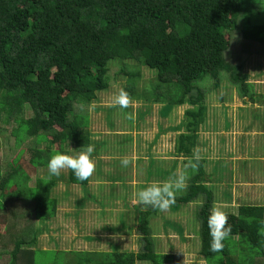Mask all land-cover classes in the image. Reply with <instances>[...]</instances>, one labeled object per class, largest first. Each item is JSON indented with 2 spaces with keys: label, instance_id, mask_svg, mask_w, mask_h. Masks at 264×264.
<instances>
[{
  "label": "trees",
  "instance_id": "trees-1",
  "mask_svg": "<svg viewBox=\"0 0 264 264\" xmlns=\"http://www.w3.org/2000/svg\"><path fill=\"white\" fill-rule=\"evenodd\" d=\"M251 44L264 47V0H0V130L7 133L0 161V264H50L39 261L34 248L41 224L56 215V179L37 178L32 187L29 182L52 155H72L63 147L67 141L78 154L93 144L87 109L108 89L111 61L119 62L115 78L126 81L122 91L129 99L168 109L189 104L176 139L188 162L208 93L226 82L242 101L261 97L242 72L241 56ZM143 68L154 77L142 79ZM203 163L192 169L172 206L200 200V257L206 264H264V206L240 205L237 214L226 213L231 233L225 248L209 250L214 197ZM66 179L81 186L89 180H77L70 169ZM19 205L29 209L13 222ZM146 209L135 224L137 252L88 251L75 264L183 263L180 255L157 250L149 223L158 210ZM45 249L38 251L49 255Z\"/></svg>",
  "mask_w": 264,
  "mask_h": 264
},
{
  "label": "rangeland",
  "instance_id": "rangeland-1",
  "mask_svg": "<svg viewBox=\"0 0 264 264\" xmlns=\"http://www.w3.org/2000/svg\"><path fill=\"white\" fill-rule=\"evenodd\" d=\"M247 49L250 51L248 53H243L241 56V62L243 63L242 72L248 75V81L253 84V88L255 89L256 93L258 95L264 96V47H261L260 44H251ZM118 63V61H111L109 63L110 66L107 73V76L109 77V87L107 90L97 93V99L92 100L88 105L87 114L91 112V121L92 123H95L94 125H92V129L89 128L94 132V137H96L92 139L94 142V152L96 151L95 149H97L95 154L101 152V144L98 147L96 146L99 140L97 136H99L98 133H100L101 131L100 125L103 124V122L104 124L106 122L105 116H108L107 113L109 108H111L110 114L114 117L112 118V116H110L112 120H107V124L111 125L110 128H113L116 122L118 123V126L117 129H113L114 131L122 130L123 125L126 123L130 124V120L127 118L129 116V112L117 110L119 108L118 106H111L113 104L114 98L122 91L126 83L125 80H121L120 78H118L117 80L115 78V75L118 73L120 67ZM142 71L144 75L142 79L154 77V72L146 68H143ZM222 83L220 84L218 89L206 95L205 104L207 106V112L205 122L199 130L198 141L196 147L193 148L191 155L193 156V153L199 150L202 155L203 161L207 163V165L203 163V166L205 168L204 170L206 177L208 176L207 181L210 180V184L208 185L211 188L209 189L213 192L215 201L212 210L220 209L225 213L237 214L238 207L240 205L253 203L264 206V157L261 158V156L264 155V101L262 100L261 103L249 104L246 106V108L238 107V105L236 104H244V102H242V100L237 96L235 90H233L232 87H229L228 85ZM223 86L225 88H223ZM132 96H135V94H133ZM263 96L262 99H264ZM135 100L138 102V104L134 102L137 111L140 112L141 109L142 111L145 109H150L151 106L146 107L147 103H149L148 101H144L142 99ZM129 101L130 103H133L131 99H129ZM156 106L157 105H154V108ZM173 107L176 114L172 116V118L170 117L169 122L171 124V127H178V122L181 121V126H183L184 111L190 107L189 104L184 103L182 105H179L178 107ZM132 108L133 107H127V109L129 110ZM159 108L160 107L158 106L155 110H158ZM238 110L241 111L239 112ZM244 110H246L247 113H244ZM144 113L145 112H141L139 116L144 115ZM155 114L156 112H153L151 115ZM164 115H166V112H164ZM225 116H227V118ZM257 118H260L258 122ZM89 119L90 113L88 114V120ZM156 121H160L159 116L150 118L149 123H147L146 125L149 124V126H152L153 128V124H155ZM161 123L165 125L163 119H161ZM149 126L144 127L142 125V127L144 128L143 130L147 131L148 129H151L149 128ZM250 129L255 130L256 132L259 130L260 135L253 133L247 135L246 131ZM6 137L7 133L0 130V161L4 160L5 148L3 147V143L5 142V139H7ZM252 144H254V154H256L257 158H254L252 163H247V166L248 164L249 167L251 166V168L247 170L243 165L245 162L242 161L239 156L244 152L246 153L248 150V145L250 146ZM45 146V143H40L38 145L39 148H44ZM65 147L69 148V145H65ZM106 149L108 148L106 147ZM120 152L124 153L123 150H120ZM71 154L78 155V153L76 152V147L74 151H71ZM95 154H92V159L95 162V170L91 175V179H96L97 168L99 167V169H101V160L99 161V158L97 159V156H95ZM120 161L121 158L110 159V167L112 168V170L110 171L117 173V170L120 169L118 175L122 182L119 184V187L121 189L119 190V192L115 191L114 188L116 187V185L113 184L105 186H101V184H98L96 182V184H90V189L93 192L98 188H104L105 196L103 201L101 202V207L103 210H105L103 213L108 215L111 214V212H108V210L113 209V205L117 201H121V205L125 209L129 210L128 214H126L125 212H118L117 215L114 216H105L112 218L111 224H113L112 226L115 227H118L119 224L120 226H123V224L128 219V217L126 219V216H129V214H137L136 219H138V214L142 209V206L140 204L136 206L135 209L131 208L133 207L132 204H138L135 197L133 198L132 185L131 183L127 182L128 180H130V171L132 169L131 163L133 161H130L127 167L122 166ZM172 162L173 161H169V163ZM151 167L153 168V166ZM147 168L148 167L146 166L145 170L143 171L144 187L153 183L159 184V182H163L169 179V177L167 178V174L170 177H174L173 172H176L175 168L173 169V172L167 173L165 175L164 180H162L161 178L158 181H153L151 180L152 168H148L149 170ZM187 169H189L188 162L183 161L179 176L184 174L183 171ZM47 173L48 171L43 168L42 174L40 175H47ZM190 173L186 172V179ZM177 175L178 174L175 173V176ZM111 179H114V177ZM246 180H251L254 183L258 184L260 188L259 192L261 194L244 196L243 190L245 189H243V182L241 181ZM208 185L207 187H209ZM77 189H79V187L73 186V188H67V191L69 192L65 196L66 204L65 201H63L62 203H60V206L63 205L64 207H67L68 210L69 208H74V204L79 200V198H81V194H78V196L76 195ZM134 189V192H136L137 194V192L142 188L137 187ZM59 191L55 190V193L58 194ZM181 193L182 191L178 192L177 195H180ZM90 194L93 195L91 192L89 193V195ZM91 195L90 197H92ZM199 203L200 200H196L195 202L188 204L180 203L175 208L171 207L173 206L172 204L168 209L164 211L158 210L155 214L156 218H154L155 215H153L149 223L154 239L156 241L157 250L161 252L180 255V258L184 260L181 264H206V262L199 255L200 239L198 235L199 220L197 217ZM78 205H80V203H78ZM27 209L29 208L26 205H19L18 207H16L13 222L15 221V219L20 218V215L25 214ZM116 210L118 209L116 208ZM144 210L147 209L144 208L143 211ZM11 219L12 217L7 219L6 223L11 222ZM125 219L126 221L122 223V221H124ZM17 220L18 222L20 221V219ZM126 223L127 224H125V226L127 229H125L121 233L124 234V236L122 237L124 239L121 240V238L117 236V240L107 241L103 247L104 250L114 249L112 248L114 246H116L121 251L137 252L139 250V240L138 235L136 234L135 222L132 223V221L128 220V222ZM103 226L107 225L105 224ZM175 226H178L177 229H179L180 226V230L175 229ZM5 227L6 226L3 225L1 233H5ZM37 227L38 226L34 224L35 230ZM62 229H65V232L50 233L48 231V233H44L43 235L38 236L39 245L35 246L34 249H36L37 251V257L39 261H49L50 264H69L70 262H73V264H75L76 262L81 261L85 258L81 254H84L86 250L101 251L100 247L91 242L89 244L87 242H82L79 245L71 243L73 241H80L81 237L85 235H90L88 232L81 231L78 232L79 234H77L76 236L71 234L70 227L65 228L63 226ZM42 248H46L45 250H49L50 254H40L38 250ZM53 255L57 258V260H53ZM136 264L149 263L144 261H137Z\"/></svg>",
  "mask_w": 264,
  "mask_h": 264
},
{
  "label": "crops",
  "instance_id": "crops-1",
  "mask_svg": "<svg viewBox=\"0 0 264 264\" xmlns=\"http://www.w3.org/2000/svg\"><path fill=\"white\" fill-rule=\"evenodd\" d=\"M222 84H225V85H228L229 87H232L226 82H224ZM223 88H225V87L223 86ZM232 89L235 90L234 87H232ZM235 93H236V91H235ZM260 96L261 97L259 98V100L255 101L253 103L247 102L246 101L247 99H246L245 101H242V102H244V104L238 103L236 105H238V107H245L246 108V106L249 104L261 103L262 100L264 101V99H262L263 95H260ZM96 97H98V96H96ZM131 101H133V103H129V107H133L132 109H130V110L127 108H118L117 109L120 111L123 110L125 112H129V115L131 114L134 116L133 119H129L130 124L126 123L123 125L122 130L114 131L113 129H117V126H118V123L116 122L114 127L110 128L111 125H108L107 122L110 121V119L112 120V118H114V117L110 114L111 108H109L108 113H107L108 116H105V119H106L105 124L103 122V124L100 125L101 131H100V133H98L99 136H97V138L99 140H98L96 146L98 147L101 144V146H100L101 152L100 153L98 152L97 154H95V152L97 151V149H95L96 151L93 153V155L95 154V156H97V159L99 158L98 159L99 161L101 160V169H99V167L97 168V171H96L97 178L96 179H91L92 177L90 176L87 185L81 186L79 184L71 183L66 179L67 174H68V169L61 170L60 176H63V179H62V178H60V176H54V175L50 174L47 166H39L36 168V174L30 180L29 186L30 187L34 186L35 180L37 178H47V179L54 178V179H56V185L54 186V188L52 190V195L57 200L56 215L52 219L45 221V223L41 224L43 232L38 234V236L43 235L44 233H48V231L50 233H52V232H57V233L58 232H65V229H62V227L63 226L65 228L70 227V232L72 235L77 236V234H79L78 232H81V231L88 232L90 234V235H85V236L81 237L80 241H76V242L73 241L71 243H75L76 245H79L82 242H87L88 244L91 242V243H94L96 246L100 247L101 251H110L111 250V249L110 250H104L103 249V247L107 241L117 240L118 239L117 236H119L121 238V240L124 239V238H122L124 236V234H121V233H122V231L127 229L125 226V224H127L126 222H128V220H129V221H132V223L135 222V224H137V219H136L137 214H131V215L129 214V216H126V219H127V217H128V219H127V221H126V219L124 221H122V223L126 221L123 224V226H120V224L118 227L112 226L113 225V224H111L112 218L105 217V216H110V215L114 216V215H117L118 212H120V213L125 212L126 214H128L129 210L125 209L121 205V201L120 202L117 201L113 205L114 208L108 210V212H111V214L108 215V214L103 213L105 210L102 209L101 202L103 201L104 196H105L104 188L103 187L101 189L98 188V189L94 190V192L90 189V184H93L96 182L98 184H101V186H105V185H109V184L116 185V187L114 188L116 192H119V190H121L119 187L120 186L119 184L122 181L118 175V172L120 169L117 170V173L110 171V170H112V168L110 167V165H111L110 159L128 158L129 161H133L131 163L132 169L130 171V180H128L127 182L131 183L133 198L135 197L136 200H137V196H136V192H134V190H135L134 188H137V187L144 188L143 171L145 170L146 166L149 169H151L152 168L151 166H153V168L151 169L152 170V176H151L152 179L151 180H153V181H158L161 178H162V180H164L165 175L167 173L173 172V169H175V168H176L175 173L178 174L177 176H175L174 172H173L174 177H170L167 174V178L169 177V179H167L163 182H159V183H164V182L170 181V180L175 181V180L179 179V177H180L179 173H180L182 162L183 161L186 162L188 157H186L184 153L178 152L176 150V139L180 133L184 132V126H181V122H182L181 121V122H178V125H179L178 127H176V126L171 127L169 120H170V117L172 118V116H174L176 114L174 107L172 106L173 108L171 107L168 109L165 104L147 103L146 107L151 106L150 109H145L143 111L141 109L139 112V111H137L135 104H134V102L136 104H138V102L135 99H131ZM92 104H94V103H92ZM154 105H157V106L154 108ZM158 106L160 108L158 110H155ZM176 107H178V106H176ZM238 111L240 112L241 110H238ZM141 112H145V113H144V115L139 116V114ZM153 112H156V114L151 115ZM164 112H166V115H164ZM89 113H90V119H89L90 121L88 120V130L91 134V139H94L96 137H94V132L90 129H92V125H94L95 123H92L91 112H89ZM244 113H247L246 110H244ZM94 114H97V113H94ZM110 116H112V118H110ZM154 116H156V117L159 116L160 121H156V123L153 124V128H152V126H149V124L148 125H146V124L149 123L150 118H154ZM225 117L227 118V116H225ZM161 119L164 120L165 125H163L161 123ZM259 119L260 118H257V122ZM263 120H264V118H263ZM142 125L144 127L149 126V128H151V129L144 131L143 130L144 128L142 127ZM201 126L199 127L197 134H196L197 135V139H196L197 141H198V133H199ZM179 128H181V129H179ZM119 129H121V128H119ZM177 129H179V130H177ZM180 130H181V132H180ZM246 132H247L246 133L247 135H249L251 133L260 135L259 130L256 132L255 130L250 129V130H247ZM197 141H196V144H197ZM92 143H93L92 146H94L93 140H92ZM257 143H256V145H257ZM65 145H69V148H66ZM253 146H254V144H252L250 146L248 145L247 152L246 153L244 152L239 156V158H241V160L245 162L243 165H244V168L247 170L249 168H251V166L249 167V164L252 163L253 159L257 158L256 154H254L255 148ZM47 147H50L51 149L54 148V146L50 145V144H49V146H47V144H46V146L44 148H47ZM63 147L67 151L71 152V151H74L76 146H75L74 142L67 141L63 145ZM106 147L110 150L106 149ZM195 147H196V145H195ZM120 150H123L124 153H121ZM251 157H252V159H251ZM263 157H264V155L261 156V158H263ZM169 161H173V162L169 163ZM247 163H249L248 166H247ZM204 164L207 165V163H205V161H204ZM171 167H172V170H171ZM43 168H45L48 171L47 175H43L45 177L40 175V174H42ZM191 169L192 168L189 167V169L183 171L184 174H182V176L185 177L186 185L188 183L187 182L188 179L190 178L189 176L191 174L190 173ZM204 169L205 168L203 166L204 183L207 186L208 184H210V180L207 181L208 176L206 177ZM186 172L190 173L188 175L187 179H186ZM56 177H58V178H56ZM113 177H114V179H111ZM241 182H243L242 183L243 189H245V190H243L244 196L245 195L252 196L253 194H255V195L261 194L259 192L260 188H259L258 184L254 183L251 180H246V181H241ZM73 186L79 187V189H77L76 195L78 196V194H81V198L78 197L79 200L78 201L76 200L77 202L75 201L76 203L74 204V208L68 207L69 208V210H68L67 207H64L63 205L60 206V203L65 201V196L69 192V191H67V188H71V187L73 188ZM208 188H210V186ZM55 190H58V191L60 190V191L58 194H56ZM90 192L93 194V195L90 194L92 197H90V195H89ZM58 196H60V197H58ZM85 196H86V198H85ZM132 201H133V199H132ZM78 203H80V205H78ZM190 203H193V202H190ZM214 203H215V201H214ZM214 203H213V205H214ZM65 204H66V201H65ZM131 204H132V202H131ZM186 204H188V203H186ZM138 205L139 204H136V205L132 204L133 207H131V208L135 209V207ZM247 205H259V204L247 203ZM143 207L146 208V206H142V209L140 208L141 209L140 211H143V209H144ZM116 208L118 210H116ZM154 218H156V215ZM105 224L107 226H103ZM90 232H92V233H90ZM37 242H38V237H37ZM38 245H39V242H38ZM115 247L116 246H114L112 248H115ZM88 251L90 252V250H86L85 252H88ZM93 251H95V250H93Z\"/></svg>",
  "mask_w": 264,
  "mask_h": 264
},
{
  "label": "clouds",
  "instance_id": "clouds-1",
  "mask_svg": "<svg viewBox=\"0 0 264 264\" xmlns=\"http://www.w3.org/2000/svg\"><path fill=\"white\" fill-rule=\"evenodd\" d=\"M129 98L126 92L121 91L113 101L112 107L127 108ZM128 119H133L129 115ZM94 146L89 145L83 152L78 155H69L67 153H57L52 155L48 162L47 168L50 174L60 176L61 170L70 169L75 178L81 182L86 181L95 170V162L92 159ZM202 155L197 150L193 153L192 158L188 161V166L193 170L197 169ZM121 165L127 167L130 163L128 158H122ZM186 187L185 177L180 176L178 180L166 181L164 183H153L140 189L136 196L137 202L141 206H150L153 209L164 211L175 203V197L178 192ZM207 226L210 235L209 250L212 253H222L225 248V241L229 238L231 227L228 225V216L220 209H214L208 216Z\"/></svg>",
  "mask_w": 264,
  "mask_h": 264
}]
</instances>
